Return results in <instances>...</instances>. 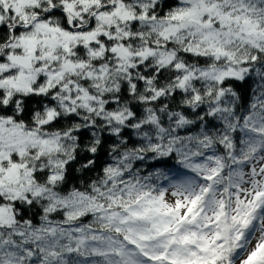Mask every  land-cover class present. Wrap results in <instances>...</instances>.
<instances>
[{"label":"snow or ice","instance_id":"1","mask_svg":"<svg viewBox=\"0 0 264 264\" xmlns=\"http://www.w3.org/2000/svg\"><path fill=\"white\" fill-rule=\"evenodd\" d=\"M0 264H264V0H0Z\"/></svg>","mask_w":264,"mask_h":264}]
</instances>
